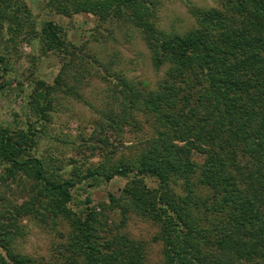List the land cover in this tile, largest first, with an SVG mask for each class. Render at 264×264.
Returning <instances> with one entry per match:
<instances>
[{"label": "trees", "instance_id": "1", "mask_svg": "<svg viewBox=\"0 0 264 264\" xmlns=\"http://www.w3.org/2000/svg\"><path fill=\"white\" fill-rule=\"evenodd\" d=\"M42 1L65 17L125 22L163 72L152 87L136 83L87 53V41L71 42L59 23H36L24 0H0V91L9 84L10 50L26 42L40 54L19 50L31 93L23 117L0 123V186L11 193L0 191V264H44L15 248L27 217L68 229L50 264H145L146 242L123 230L132 216L156 227L162 264H264V0L189 4L194 25L183 32L159 27L156 0ZM49 54L60 63L51 83L33 77ZM91 71L111 92L95 130L140 135L119 154L97 137L92 150L104 151L80 168L40 153L39 144L56 96L87 102ZM115 177L125 179L118 194L93 204L89 188Z\"/></svg>", "mask_w": 264, "mask_h": 264}, {"label": "rangeland", "instance_id": "2", "mask_svg": "<svg viewBox=\"0 0 264 264\" xmlns=\"http://www.w3.org/2000/svg\"><path fill=\"white\" fill-rule=\"evenodd\" d=\"M33 12L37 22L42 23L53 20L59 23L66 32L67 38L76 45L87 41L86 52L95 53L104 63H110V67L118 72L125 73L129 78L139 84L147 82L148 87L154 85L155 79L162 74L163 69L156 71L152 66L149 51L144 44L140 34L133 27L127 26L122 21L109 20L100 24L98 18L90 13H81L72 17H65L49 11L43 7L42 0H24ZM158 6V25L166 31L183 32L194 25V18L190 14L188 6L194 5L199 8H208L218 5L219 0H156ZM92 35V36H91ZM94 38H97L94 41ZM89 39V40H88ZM38 44V38L33 40ZM19 46V45H18ZM11 48V47H10ZM10 50V49H9ZM23 53H35L40 56L37 48L34 50L31 44L20 43V49L9 53L10 70L6 76L8 85L0 91V123H13L14 113L20 118L27 105L28 95L31 93V78L25 59H15ZM12 56V59H11ZM12 63V71H11ZM59 58L54 54L41 55L35 62L34 78H40L48 83L53 81L59 70ZM91 73V74H90ZM84 73V85L82 88L85 102L78 101L72 97H55L54 106L56 113L52 121L47 125L46 135L40 139L39 151L53 152L63 162L75 161L83 168L88 161H96L99 157L94 153L104 150H94L93 145H100L97 137L105 139L116 151L121 153L124 146L135 141L140 135L124 127L123 134L116 133L111 128L96 129L98 122L104 119L101 113L109 108L111 92L108 85L98 78L94 71ZM20 83V85H19ZM21 89V91H20ZM95 135L93 136L92 134ZM92 136V137H91ZM66 141V142H63ZM91 142L93 144H91ZM89 145V146H88ZM91 146V147H90ZM90 147V148H89ZM107 147L109 150L110 146ZM52 153V154H53ZM101 159V157H100ZM3 172L0 164V174ZM11 182H8L10 185ZM125 184V179L115 177L109 182H100L99 185L89 188L93 204L107 200V194L113 192L118 194L119 188ZM0 191L8 194L9 190ZM16 190V189H14ZM5 194V193H4ZM5 194V195H7ZM75 195V201L80 199ZM19 199L18 202H21ZM115 222L118 217L115 215ZM21 223L26 231L22 239H18L15 248L20 252L33 258L43 259L44 264H50L55 247L61 240V233L66 235L68 229L62 225L53 230L48 224H40L33 218H23ZM123 230L138 239L146 242V263L162 264L161 243L152 240L156 227L149 222L142 221L137 217H130ZM60 233V234H59Z\"/></svg>", "mask_w": 264, "mask_h": 264}]
</instances>
